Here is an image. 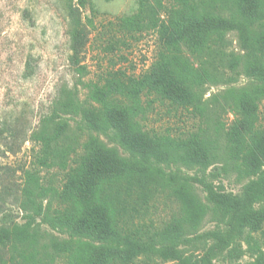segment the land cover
<instances>
[{"label":"trees","instance_id":"obj_1","mask_svg":"<svg viewBox=\"0 0 264 264\" xmlns=\"http://www.w3.org/2000/svg\"><path fill=\"white\" fill-rule=\"evenodd\" d=\"M73 1V82L60 85L29 136L38 149L16 197L26 221L0 226V264H215L242 237L255 255L248 264H264V210L256 208L264 200V0H136L134 12L103 25L104 49L121 51L136 34L155 32V58L140 72L114 58L92 69L96 2ZM240 75L249 81L240 84ZM218 85L227 87L207 97ZM113 131L117 145L109 146L101 136ZM217 164L220 172L210 170ZM52 170L62 177L48 180ZM219 173L248 184L227 191ZM9 195L0 186V212ZM158 197L176 200L180 216L157 223L150 202ZM209 210L226 230L209 234L202 255H186L180 244Z\"/></svg>","mask_w":264,"mask_h":264},{"label":"rangeland","instance_id":"obj_2","mask_svg":"<svg viewBox=\"0 0 264 264\" xmlns=\"http://www.w3.org/2000/svg\"><path fill=\"white\" fill-rule=\"evenodd\" d=\"M70 0H0V164L3 175L0 186L9 192L7 207L0 212V226L23 223L25 213L19 208L18 192L23 183V168L31 165L38 149L29 140L31 132L38 127L41 119L54 107L58 89L65 81L73 82L72 69L69 64L71 54L67 34L66 5ZM74 0L73 3H77ZM97 6L96 29L92 31L87 62L93 70H97L102 61L109 58L118 60L117 66L129 71L140 72L146 69L155 58L157 34L144 32L136 34V38L128 40L130 47H122L121 51L105 52L104 47L110 37L108 28L103 27L118 16L136 10V0H94ZM85 16H91L88 8L83 9ZM100 31V32H99ZM112 34L114 30L111 29ZM100 33V34H99ZM129 36H126L128 38ZM237 45L236 35H231ZM131 38V37H130ZM120 56H124L120 58ZM107 58V59H105ZM240 84L249 80L240 75ZM258 83L257 80H254ZM227 85L213 86L210 94L223 91ZM258 126L264 127V98L259 102ZM230 122L234 115L228 116ZM115 132L110 136H101L109 146H116ZM220 165L210 168L220 172ZM220 174V173H219ZM48 180L57 181L62 177L56 170L47 174ZM227 191L242 193L248 179L236 174L221 173L218 177ZM196 193L203 199L205 192L200 185H195ZM206 202V200H203ZM264 210V200L256 205ZM150 215L157 223L180 216L178 202L167 197H158L150 202ZM37 222H41L38 218ZM264 229V224H263ZM42 229L53 235L60 234L47 224ZM226 226L215 220L211 210L208 211L201 225L180 244L186 255H202L212 243L211 232H224ZM248 229L246 233H249ZM263 238L261 233L256 234ZM255 255L249 251L246 237L238 239L231 247L215 254V264H248ZM96 264V263H94ZM141 264V263H138ZM157 264H173L171 261H160Z\"/></svg>","mask_w":264,"mask_h":264}]
</instances>
